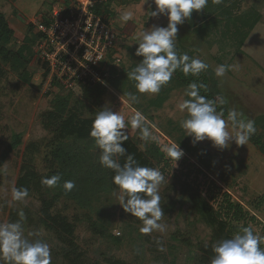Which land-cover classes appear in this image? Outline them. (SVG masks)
Listing matches in <instances>:
<instances>
[{
    "label": "rangeland",
    "instance_id": "rangeland-1",
    "mask_svg": "<svg viewBox=\"0 0 264 264\" xmlns=\"http://www.w3.org/2000/svg\"><path fill=\"white\" fill-rule=\"evenodd\" d=\"M58 2L72 4V0H0V12L14 31L9 48L20 46L25 34H30L27 28L30 21H42L51 6ZM107 3L108 0L104 5ZM106 6L108 13L105 17L117 34L115 66L118 73H128L143 59L135 55L138 34L150 31L154 25L166 27L168 18L165 15L151 16V11L156 9L152 0L146 3L145 0H109ZM125 11L133 13L127 22L120 19ZM240 17L245 20L243 34L248 30L242 46L238 45V36L231 26H227L230 18ZM202 18L210 22L205 30L198 32L190 28V22L201 21ZM31 33L36 35L34 29ZM174 43L183 54L209 65L201 74L213 75L228 110L242 113L241 118L245 121L264 116V0H208L204 9L194 10L189 19L178 25ZM30 55L25 67L29 82L21 79L22 69L14 71L9 64L3 65L4 75L0 79V154L13 135L22 136L21 145L0 167V223H10L12 213L20 215L22 212L24 237L47 243L50 263L70 264L63 255L74 246L73 260L77 261L76 264H111L113 261L124 264H210L215 244L213 230L203 223L188 199L194 189L201 190L202 196L208 198V180L222 186L232 202L240 204L250 216H254L256 222L248 221V226L254 233L264 236V157L255 146L249 141L241 146L232 142L227 149L221 150L207 139L194 142L193 137L180 126V121L187 117V113L178 108V104L186 99L182 88H172L159 108L149 105L155 101L157 93L138 92L136 103L147 110L148 115H145L109 82L104 86L105 93L98 99L93 93L94 88H86L88 91L84 92L85 88L80 87L70 94L93 111L84 113L83 117H94L102 108H110L124 117L128 137L142 151L155 145L163 152V158L154 162L165 177L159 188L165 214L159 223L164 225V231L142 233V221L122 210L118 199L120 190H114L104 191L93 199V210L81 208L73 200L60 198L52 205L50 213L72 224L73 237L67 239L63 234L47 232L40 225L39 218L42 199L48 200L49 194L37 186L29 196L14 200L12 190L22 166L28 165L40 177L46 174L49 152L55 141L54 134L43 127V115L52 110L55 97L64 96L66 92L58 88L53 93L42 94L38 88L39 68ZM219 65L227 66L222 77L215 74ZM137 111L146 118V126L155 139H141L139 129H133L128 123ZM228 124L231 130L230 122ZM259 131L257 129V133ZM177 140L206 150L212 158L213 171L206 172L199 166L205 175L196 173L190 166V163L196 164L194 159L184 151L183 157L175 164V160L166 156L162 149L164 145H178ZM93 152H99L95 143ZM260 199L263 202L260 203ZM214 206L217 209L216 204ZM95 221L103 226L108 224L107 230L118 236L120 244L96 234L93 229ZM234 224L239 229L242 222ZM260 247L264 248V244ZM0 264L6 262L0 259Z\"/></svg>",
    "mask_w": 264,
    "mask_h": 264
},
{
    "label": "clouds",
    "instance_id": "clouds-1",
    "mask_svg": "<svg viewBox=\"0 0 264 264\" xmlns=\"http://www.w3.org/2000/svg\"><path fill=\"white\" fill-rule=\"evenodd\" d=\"M152 2L156 9L151 11V16L165 15L168 23L166 27L154 25L150 31L138 34L135 55L143 59L127 73V77L135 81L138 92L155 94L171 80L177 69L186 76H197L209 67L202 60L189 57L187 53L178 55L174 43L178 25L189 19L194 10L199 12L204 9L208 0ZM132 17V12L125 11L120 19L127 22ZM226 71L227 66L219 65L215 74L222 77ZM206 87L202 83L193 82L185 89L184 95L188 99L179 103L178 108L181 112H186L187 117L180 121V126L188 136L193 137L194 142L207 139L221 150L227 149L232 142L238 146L246 145L250 136L255 133L254 121H245L241 118L242 113L235 109L229 110L226 120L223 110L217 111V103L222 105L223 99L210 100L200 94V89L206 90ZM129 99L135 102L137 97L129 94ZM128 123L133 129H139L141 139H155L141 112H135ZM125 130L124 117L104 107L95 115L89 135L94 138L100 150L99 163L115 172L112 179L120 189L118 199L123 210L142 221V233L148 234L154 230L163 232L164 225L159 221L165 214L160 203L159 188L165 177L159 169L140 166L132 154L126 155V149L122 146L128 139ZM162 150L166 156L175 160V164L184 155L183 149L174 143L164 145ZM117 154L126 156L123 165L113 158ZM59 179L58 175H53L42 179V183L52 187ZM63 187L66 191H71L75 183L68 180ZM12 193L14 200H22L27 197L28 190L14 188ZM20 215L23 217L22 212ZM261 244H264V236L254 233L250 226L243 227L231 238L219 240L213 245L214 255L210 264H264V248L260 247ZM0 259L6 264H50V248L41 240L30 241L25 238L21 223H0Z\"/></svg>",
    "mask_w": 264,
    "mask_h": 264
},
{
    "label": "trees",
    "instance_id": "trees-1",
    "mask_svg": "<svg viewBox=\"0 0 264 264\" xmlns=\"http://www.w3.org/2000/svg\"><path fill=\"white\" fill-rule=\"evenodd\" d=\"M106 5L99 4L97 7V11L103 16H106L108 13ZM244 22L245 20H242L241 17L239 19L230 18L227 22V26L230 25L233 32L238 36L239 46L243 45L248 32V30H246L247 32L243 34L242 28L245 25ZM209 25L210 22L206 20V18H202L201 21L190 22V28L198 32L205 30ZM27 26L30 34H25L21 41V45L16 49L9 48L14 36V31L3 13L0 12V79L4 75L3 65L9 64L14 71L22 69L20 73L21 79L29 82V75L26 73L25 67L29 62L30 54H32L31 48L37 36L31 33L33 27L29 24ZM176 51L178 55L183 54L177 48ZM108 69L109 77L107 82L115 89H118L126 100L130 101L129 94L137 95L138 91L135 88V81L130 80L127 77V73H118L116 66H109ZM193 82L197 84L202 83L207 86L206 90L200 89L201 95L210 100L221 99L220 91L213 75L208 76L200 73L197 76H193L192 74L186 76L181 70L177 69L173 73L171 80L167 84L162 85V88L157 93L155 101H151L149 105L159 108L172 88H182L185 90L188 85ZM170 83H172V85H169ZM82 87L85 88L84 92L88 91L86 88H94L93 93L96 99L102 97L105 93V87L101 85ZM70 93L71 92H66V95L60 97L56 96L53 101L52 110L43 115V127L54 134L55 141L53 148L49 152L50 159L48 160L49 165L46 174L40 177L28 165L22 166L20 176L15 186L17 189L26 188L28 190L27 196H29L37 186L44 188L45 193H48L50 197L48 200L42 199L39 218L40 225L47 232L63 234L67 239H72L73 237V226L68 223L65 218L51 215L50 209L55 202L60 198H67L73 200L81 208L93 210L94 206H92L91 203L93 199H96L102 192L120 190L118 186L113 183L112 178L115 172L112 169L103 167L99 163L100 150L98 153L93 152L95 141L89 133L95 116L87 115L83 117L84 113L91 114L93 111L88 107L85 108L82 102L74 99ZM186 99H188V97H186ZM133 103L142 113L148 115L146 109H141L136 101ZM220 110H223L224 118L227 119L229 110L225 102L222 105L217 103V111ZM253 121L256 130L248 141L255 146L264 157V116H257ZM257 129L260 130L259 133H257ZM167 134L171 135L169 132H167ZM84 142H86V144L82 146L81 144ZM21 143L22 136L20 134H15L11 137L9 144L0 154V167ZM177 144L189 157L194 159L196 164L189 163L190 166L195 169L196 173L205 175L203 170L206 172L213 171V161L206 150L199 148L197 145L190 146L180 140H177ZM122 146L126 149V155L132 154L137 163L144 167L156 168L154 161H159L164 155L160 148L155 145L148 147L147 151H142L129 137L127 141L123 142ZM113 158L123 165L126 156L117 154ZM199 166L203 168V170H201ZM53 175H58L60 177L55 186L49 187L42 183V179L50 178ZM68 180L75 183V187L71 191H66L63 187L64 182ZM208 181V189L206 190L208 191V198L202 196L200 193L201 190L194 189L190 192L188 199L203 223L213 230L212 239L214 243L222 239L231 238L234 234L238 233L241 228L249 227L248 221L253 223L256 222L255 217L250 216L240 204L231 201L230 196L227 192L223 191L222 186L215 184L211 180ZM215 191H217V193H215ZM141 195L143 194L141 193ZM259 202L261 203L263 201L260 199ZM214 204H216L217 209ZM21 220V215H14L12 213L9 222L22 223ZM240 221L242 225L238 229L234 223H239ZM107 225L108 224L103 226L101 222L95 221L93 229L101 238L112 240L115 244H120L118 236L111 235L107 230ZM73 256L74 246H72V249L65 251L63 255L68 263L76 264L77 261L73 260L75 258ZM50 264H54V262ZM111 264L124 263L113 261Z\"/></svg>",
    "mask_w": 264,
    "mask_h": 264
},
{
    "label": "built area",
    "instance_id": "built-area-1",
    "mask_svg": "<svg viewBox=\"0 0 264 264\" xmlns=\"http://www.w3.org/2000/svg\"><path fill=\"white\" fill-rule=\"evenodd\" d=\"M106 0H72L52 5L42 21L29 24L36 31L32 59L38 66L42 94L58 88L72 92L82 86H105L109 66L117 60V34L97 11ZM60 89V90H61ZM58 91V90H57Z\"/></svg>",
    "mask_w": 264,
    "mask_h": 264
},
{
    "label": "crops",
    "instance_id": "crops-1",
    "mask_svg": "<svg viewBox=\"0 0 264 264\" xmlns=\"http://www.w3.org/2000/svg\"><path fill=\"white\" fill-rule=\"evenodd\" d=\"M60 1H63V0H60ZM51 7H52V6H51ZM46 16H47V15H46ZM46 16H45V17H46ZM45 17H44V18H45ZM30 22H31V21H30ZM29 25H30V24H29Z\"/></svg>",
    "mask_w": 264,
    "mask_h": 264
}]
</instances>
